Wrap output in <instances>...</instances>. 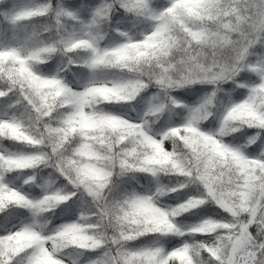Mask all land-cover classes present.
I'll return each mask as SVG.
<instances>
[{
    "label": "clouds",
    "instance_id": "clouds-1",
    "mask_svg": "<svg viewBox=\"0 0 264 264\" xmlns=\"http://www.w3.org/2000/svg\"><path fill=\"white\" fill-rule=\"evenodd\" d=\"M0 264H264V0H0Z\"/></svg>",
    "mask_w": 264,
    "mask_h": 264
}]
</instances>
